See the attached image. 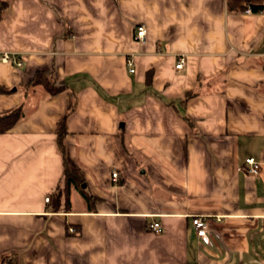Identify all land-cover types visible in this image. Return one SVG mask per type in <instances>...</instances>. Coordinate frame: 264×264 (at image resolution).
<instances>
[{"label":"crops","instance_id":"crops-1","mask_svg":"<svg viewBox=\"0 0 264 264\" xmlns=\"http://www.w3.org/2000/svg\"><path fill=\"white\" fill-rule=\"evenodd\" d=\"M0 2V264H264V0Z\"/></svg>","mask_w":264,"mask_h":264},{"label":"built area","instance_id":"built-area-1","mask_svg":"<svg viewBox=\"0 0 264 264\" xmlns=\"http://www.w3.org/2000/svg\"><path fill=\"white\" fill-rule=\"evenodd\" d=\"M245 12L247 14L252 13V9L250 7H247ZM262 12V11H260ZM146 30L144 25H137L135 28L134 38L138 43H142L145 39ZM0 61L3 63H13L16 66H20L21 62L17 59L15 55L9 54V53H1L0 54ZM185 57L183 55H180L177 58V61L175 63V69H182L185 65ZM127 65H128V72L134 73V68L132 66V62L130 59H127ZM243 167V166H242ZM247 171L257 173L259 170V163L252 157L248 156L244 160V167ZM111 177L116 179L118 177L117 171L113 170L111 172ZM45 201L49 200V196H45ZM192 228L195 236L198 238L200 243L202 244H209L210 238L207 234V224L202 215H195L191 219ZM147 228L149 230H152L155 233H159L162 230V226L158 221H151L148 223ZM71 229V228H70Z\"/></svg>","mask_w":264,"mask_h":264},{"label":"trees","instance_id":"trees-1","mask_svg":"<svg viewBox=\"0 0 264 264\" xmlns=\"http://www.w3.org/2000/svg\"><path fill=\"white\" fill-rule=\"evenodd\" d=\"M7 6L6 2H0V17L2 12L4 11L5 7ZM36 76V75H35ZM34 84L37 83H43L49 93L54 94L56 93L59 89L53 87L51 84L46 83L45 79H40L38 75L34 79ZM22 115V111L20 107H16L8 112H5L3 114H0V132L5 131L6 129L10 128ZM64 130L62 128H59L58 130V137H61L63 134ZM76 178V182L75 179ZM80 177L77 173L69 171L65 167V172H64V189L68 190V188L72 186H76L79 190L83 192V189L80 187ZM86 196V195H85ZM60 197H61V191L60 190H55L50 193L49 199L53 202V208L57 209L59 204H60Z\"/></svg>","mask_w":264,"mask_h":264}]
</instances>
